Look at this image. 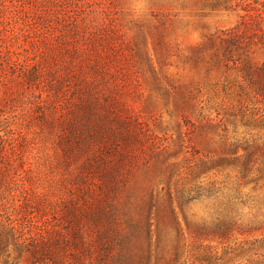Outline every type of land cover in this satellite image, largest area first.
<instances>
[{"label": "rangeland", "instance_id": "374dc122", "mask_svg": "<svg viewBox=\"0 0 264 264\" xmlns=\"http://www.w3.org/2000/svg\"><path fill=\"white\" fill-rule=\"evenodd\" d=\"M257 12L264 27V0H0V215L28 244H46L40 264H54L63 238L72 257L96 264L103 211H120L111 225L123 229L127 209L162 220L169 188L212 182L233 196L236 173L217 156L263 131L206 104L188 58ZM248 193L236 215L254 230L264 194ZM213 204L195 203L189 217ZM24 248L11 245L0 264H39ZM235 256L220 264H246Z\"/></svg>", "mask_w": 264, "mask_h": 264}, {"label": "trees", "instance_id": "16d2710c", "mask_svg": "<svg viewBox=\"0 0 264 264\" xmlns=\"http://www.w3.org/2000/svg\"><path fill=\"white\" fill-rule=\"evenodd\" d=\"M261 19L258 12L249 14L235 26L206 36L188 58L194 73L202 76L197 90L206 104H219L226 115L242 113L249 119L248 127L263 131L262 136L235 141L230 144V150L217 156L220 164L229 163L236 173L233 196L212 182L199 181L176 192L169 188V207L164 210L162 220L152 212L146 216L143 207L138 218L127 209V227L123 229L111 225L120 211H103L108 225L97 231L92 245L96 253L94 263L220 264L228 255L236 253L235 259L244 257L246 264H264V221L263 227L245 230L243 218L236 215L238 207L249 206L247 199L251 196L244 191L260 190L264 194V27ZM204 120L207 122L202 128L211 126L212 119ZM199 202L214 203V209L206 218L195 220L189 217L188 210ZM20 228L12 219L0 215V254L7 253L11 245L25 250L27 246L30 250L26 252L40 264L41 260L37 259L43 255L46 244L42 247L28 244L33 237L26 238ZM262 230L260 236L251 235ZM237 235L251 238L240 241ZM213 243L222 246V254ZM56 244L61 252L56 248V257L49 256L54 264L85 263L84 259L70 254L74 249L71 239L63 238Z\"/></svg>", "mask_w": 264, "mask_h": 264}]
</instances>
